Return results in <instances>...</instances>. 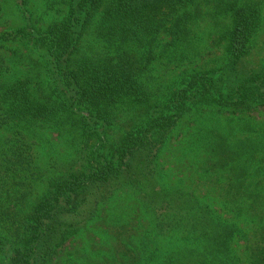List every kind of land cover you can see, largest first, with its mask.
Listing matches in <instances>:
<instances>
[{"label": "trees", "instance_id": "1", "mask_svg": "<svg viewBox=\"0 0 264 264\" xmlns=\"http://www.w3.org/2000/svg\"><path fill=\"white\" fill-rule=\"evenodd\" d=\"M55 3L66 7L58 18L48 11ZM47 7L46 25L0 31V264H51L101 217L105 226L103 215L122 199L138 203L154 235L150 250L128 236L119 241L122 264H264V123L244 118L264 107V63L249 59L264 0H49ZM207 15L224 47L217 64L187 69L167 85L151 80L156 59H189L183 45ZM162 33L170 39L160 41ZM13 44L31 51L28 63L6 52ZM216 113L245 115L237 123L244 134L201 129V118ZM183 125L205 148L199 169L223 178L230 216L195 190L164 182L161 156ZM49 130L70 134L72 159L42 173L41 148L52 146H41V131Z\"/></svg>", "mask_w": 264, "mask_h": 264}, {"label": "rangeland", "instance_id": "2", "mask_svg": "<svg viewBox=\"0 0 264 264\" xmlns=\"http://www.w3.org/2000/svg\"><path fill=\"white\" fill-rule=\"evenodd\" d=\"M3 1L5 4V15L0 31H12L37 20H40L45 25L48 22L41 15L48 8L49 0H25L26 3L23 0ZM53 7V10L48 11H50L52 16L56 14L55 17L57 18L61 17L66 9L65 5L60 3H55ZM211 7L212 5L210 4L208 8ZM216 24L214 17L207 15L204 21L196 25L190 41L185 42L183 45L182 49L188 53L189 59H156L151 65V80L153 79L161 85H167L176 80L181 76L180 73L187 69L216 65V59L224 52V47L221 44H217ZM169 39L170 36L166 33H162L160 36V41L165 42ZM255 41L254 49L249 59L254 62L264 63V25L257 34ZM5 50L8 54H12L16 50L17 53L24 56L22 63L29 62L26 56L31 51L27 47L13 44ZM244 116L243 114L233 115L229 113L206 115L201 118L203 123L201 129L215 127L229 137L240 136L244 134V131H240L242 129L241 125L237 123H242ZM244 118L252 123H264V107L253 111ZM179 131V136L168 144L161 156V171L164 182L188 190H195L205 200L215 205L222 214L230 216L228 215L230 212L225 208L220 197L223 193V178L218 180L215 177L203 174L202 170L199 169L198 163H201L206 155L205 148L202 145L193 143L190 135L192 130L188 129V126L183 125ZM41 133L43 136L40 139L41 146H52L51 150L41 148L38 165L42 169V173L45 171L47 173V169L48 171L61 169L63 165L68 164L72 159L73 148L68 139L70 134L67 131L59 134L51 130L41 131ZM0 135L4 134L0 132ZM47 149L49 150L48 152ZM103 216V220H106L105 222L107 223L105 226H99L101 217L96 221V225H94V222L89 227L88 231L78 234L71 241H68L51 264H122L119 241L123 240L125 242L127 236L131 241L138 244L140 241L148 242L147 244L150 245L149 250L153 248L154 244L151 240H154V235L149 232V229L144 228L147 225L145 223L148 217L144 214L141 207L139 208L136 201L122 199L115 209L109 210ZM125 224H128L129 229L122 232L119 227ZM133 233H135V236L131 238L130 235ZM156 242L162 245V242L157 239ZM165 244L167 245L166 242ZM242 244L241 241L235 244L238 254L243 253Z\"/></svg>", "mask_w": 264, "mask_h": 264}]
</instances>
